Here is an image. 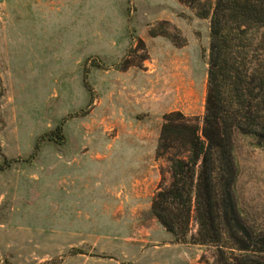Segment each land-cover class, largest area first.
I'll list each match as a JSON object with an SVG mask.
<instances>
[{
    "label": "rangeland",
    "instance_id": "374dc122",
    "mask_svg": "<svg viewBox=\"0 0 264 264\" xmlns=\"http://www.w3.org/2000/svg\"><path fill=\"white\" fill-rule=\"evenodd\" d=\"M207 44L178 0H0V264H210L149 209L163 115L201 122ZM231 143L235 206L264 230V152Z\"/></svg>",
    "mask_w": 264,
    "mask_h": 264
},
{
    "label": "trees",
    "instance_id": "16d2710c",
    "mask_svg": "<svg viewBox=\"0 0 264 264\" xmlns=\"http://www.w3.org/2000/svg\"><path fill=\"white\" fill-rule=\"evenodd\" d=\"M178 1L208 20L203 114L200 124L163 115L156 155H167L170 179L150 213L175 241L211 247L210 264H264V230L246 224L233 199L231 143L238 132L264 152V0ZM55 131L47 137L60 139Z\"/></svg>",
    "mask_w": 264,
    "mask_h": 264
},
{
    "label": "crops",
    "instance_id": "0c3cea01",
    "mask_svg": "<svg viewBox=\"0 0 264 264\" xmlns=\"http://www.w3.org/2000/svg\"><path fill=\"white\" fill-rule=\"evenodd\" d=\"M157 181L158 176L156 171L150 170L149 176H146L145 174L141 175V177L139 178V183H141V185L138 187V192L140 194L152 193L150 188H155Z\"/></svg>",
    "mask_w": 264,
    "mask_h": 264
}]
</instances>
